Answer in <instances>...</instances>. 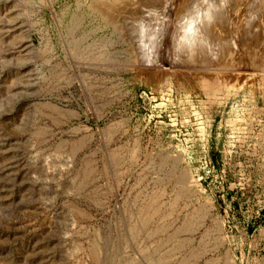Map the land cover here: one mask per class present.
<instances>
[{
  "label": "rangeland",
  "instance_id": "374dc122",
  "mask_svg": "<svg viewBox=\"0 0 264 264\" xmlns=\"http://www.w3.org/2000/svg\"><path fill=\"white\" fill-rule=\"evenodd\" d=\"M137 1L0 0V264H264V0L190 58L204 0Z\"/></svg>",
  "mask_w": 264,
  "mask_h": 264
},
{
  "label": "bare ground",
  "instance_id": "6f19581e",
  "mask_svg": "<svg viewBox=\"0 0 264 264\" xmlns=\"http://www.w3.org/2000/svg\"><path fill=\"white\" fill-rule=\"evenodd\" d=\"M139 1H143V0H138L137 2L138 3H140ZM145 2V5L146 4H148V6L149 7H147V5L145 6V7H147L146 9L148 10L149 8H150V4H155L156 5V1L157 0H144ZM186 1H188V0H186ZM193 2H194V0H192ZM191 1V2H192ZM196 1V0H195ZM198 1V0H197ZM201 1V0H200ZM245 0H204V2L206 3V5L202 8V6H203V2L202 3H200V6L201 7H196V5H195V7L196 8H198L199 9V14H200V21H197L198 23H196L195 22V20H193V17L195 16V15H193V14H195L198 10H194V7H193V11L195 12V13H190V14H192V18H190V14H189V18L190 19H192L190 22H189V20H188V22H189V24L188 25H186V26H184V27H182V28H184V30H181L182 32V34H183V32L184 31H188V33L190 34L189 35V37H190V39H189V37H188V39H189V41L187 42L186 40H183V38L180 36H178V38L176 37V35H177V33H175V37L177 38L176 40H178V39H182L181 41L182 42H179L180 44L179 45H177V52L179 51V52H185L186 53V57L188 58H190L191 56H192V53L194 52L193 50H195L196 51V49L198 50V52L200 53V49H201V51H202V49H204V50H208V49H210V47L212 46H214V48H217L218 47V45L217 44H219L220 45V39H219V41H218V43H217V40L215 39V37L213 36V37H211V39H208L209 38V36H208V38L207 37H203V36H206V35H208V34H210V33H212L211 31H212V29L210 30V28H212L213 27V29H215L214 28V24H216V25H219V26H215V27H221V25H222V23H223V27H224V22L223 21H225V19L222 21V19L223 18H225V16H226V13H227V11L230 9L231 11H234V10H236V7H237V4H242L243 2H244ZM253 1V4L256 6L257 4H259L260 3V1L261 0H252ZM263 1V0H262ZM158 2H160L159 0H158ZM164 2V1H163ZM251 2V1H250ZM162 3V2H161ZM249 3V2H248ZM262 3H264V2H262ZM143 4V3H142ZM159 4V3H158ZM140 5V4H139ZM189 5H192V4H189ZM199 5V4H198ZM197 5V6H198ZM247 5V4H246ZM262 5V9H263V7H264V4H261ZM143 6V7H144ZM162 6H164V5H162ZM194 6V5H193ZM145 7L143 8L144 10H145ZM152 7H154L153 5H152ZM156 7V6H155ZM187 7H188V5H187ZM240 7V6H239ZM252 8H254L253 6H251ZM250 7V8H251ZM258 7V6H257ZM261 7V6H260ZM135 9L137 8V7H134ZM142 8V7H141ZM163 8V7H162ZM245 8V7H244ZM140 9V8H139ZM151 9V8H150ZM149 9V10H150ZM169 9V8H168ZM185 9V8H184ZM190 9V8H189ZM254 9H256V8H254ZM261 9V8H260ZM261 9V10H262ZM142 10V9H141ZM147 10H146V12H147ZM152 10V9H151ZM155 10H156V8H155ZM164 10V9H163ZM167 10V9H166ZM157 11V10H156ZM186 11V10H185ZM184 11V12H185ZM238 11V10H237ZM252 11V10H251ZM254 11V10H253ZM129 12V11H128ZM136 12V11H135ZM139 12V11H138ZM148 12H150V11H148ZM148 12H147V14H148ZM163 12V11H162ZM186 12H188L189 13V11H186ZM191 12V11H190ZM259 12V11H258ZM133 13H134V11H133ZM182 13V12H181ZM187 13V14H188ZM229 13H230V11H229ZM234 13V12H233ZM246 13V12H245ZM184 14V13H183ZM171 15V14H170ZM196 15H197V13H196ZM225 15V16H224ZM253 15V14H252ZM252 15L250 16V17H252ZM177 16H178V14H177ZM182 16V15H181ZM187 16H185V18H187ZM161 17V16H160ZM148 18V17H147ZM152 18V17H151ZM150 18V19H151ZM196 18V17H195ZM194 18V19H195ZM155 19H158L157 17L155 18ZM130 20V19H129ZM177 20V19H176ZM186 20V19H185ZM196 20H198L197 18H196ZM228 20V19H227ZM248 20V19H247ZM253 20V19H252ZM155 22H156V20H154ZM154 21H153V23H154ZM160 21V20H159ZM192 21H193V23H195V24H193L192 23ZM185 22V21H184ZM124 23V22H123ZM158 22H156V24H157ZM185 23H187V22H185ZM184 23V24H185ZM226 23V22H225ZM230 23V22H229ZM249 24H250V22H248ZM119 24V23H118ZM213 24V25H212ZM113 25V24H112ZM132 25V24H131ZM136 25V24H135ZM153 25V24H152ZM158 25V24H157ZM156 25V26H157ZM226 25V24H225ZM228 25V24H227ZM246 25V24H245ZM121 26H122V24H121ZM148 26H149V24H148ZM159 26H161L162 27V25H161V22H160V25ZM116 27V26H115ZM133 27V26H132ZM130 28V29H135V28ZM180 27V26H179ZM193 28V30H194V28H195V31H196V29H198L197 31H196V33H195V31H191V30H189L190 28ZM261 27V26H260ZM147 28V27H146ZM146 28H144L143 30H145ZM149 29H151L150 28V26L148 27ZM157 28H158V26H157ZM168 28V27H167ZM187 28V29H186ZM137 29V28H136ZM160 29V28H159ZM162 29V28H161ZM166 29V28H165ZM169 29V28H168ZM179 28H177V30H178ZM245 29V28H244ZM146 30H148V29H146ZM156 30V29H155ZM167 30V29H166ZM166 30L165 31H163V35H162V43H164L165 44V42L167 41V39L165 38L166 36H165V32H166ZM174 31V30H173ZM186 31V32H187ZM189 31H191L192 32V34H191V32H189ZM210 31V32H209ZM123 32V31H122ZM142 32V31H141ZM148 32L150 33V32H153V34H154V30L152 29V31H150V30H148ZM71 33H72V31H71ZM155 33H157V32H155ZM165 33V34H164ZM247 33V32H246ZM124 34V33H123ZM186 34V33H185ZM185 34H183L182 36H184ZM195 34V35H194ZM200 34H202V35H200ZM205 34V35H204ZM214 34V32L212 33V34H210V35H213ZM191 35L193 36L192 38H191ZM197 35V38L195 37ZM215 35V34H214ZM125 36V35H124ZM187 36H188V34H187ZM153 37H154V35H153ZM184 37H186V36H184ZM195 37V38H194ZM198 37H200V39L198 38ZM173 38H174V36H173ZM172 38V39H173ZM175 39V38H174ZM202 39V40H201ZM85 40V39H84ZM148 40V39H147ZM176 40H174V42L176 41ZM224 40V39H223ZM222 39H221V41H223ZM128 41V40H127ZM231 41V40H230ZM75 42V41H74ZM81 42V41H80ZM150 42V41H149ZM173 42V41H172ZM226 42V41H225ZM225 42L223 41V43H221V44H223L224 46H225ZM185 43H186V45H185ZM188 43V44H187ZM231 43V42H230ZM233 43V42H232ZM73 45V44H72ZM137 45V44H136ZM135 45V46H136ZM173 46H176L175 45V43L174 44H172ZM216 46V47H215ZM221 46V45H220ZM228 46H230V45H228ZM76 47V46H75ZM80 47V46H79ZM179 47V48H178ZM224 48V47H223ZM222 48V49H223ZM75 49V48H74ZM213 49V48H212ZM218 49V48H217ZM225 49V48H224ZM78 50V49H77ZM175 50V51H176ZM211 50V49H210ZM176 52V53H177ZM203 53H204V51H202ZM74 53H75V51H74ZM78 53V52H77ZM175 53V54H176ZM185 53H183L182 55H185ZM215 53V52H214ZM220 53V52H219ZM179 53H177V55H178ZM181 54V53H180ZM179 54V55H180ZM78 55H79V53H78ZM174 55V54H173ZM177 57V56H176ZM175 57V58H176ZM181 58L183 57V56H180ZM179 58V57H178ZM172 59H174V58H172ZM174 60H176V59H174ZM142 61V60H141ZM145 61V60H144ZM175 62V61H174ZM178 67V66H177ZM117 159V158H116ZM114 163H117L116 161H115V159H113V156H112V164H114ZM89 169V168H88ZM91 170V169H90ZM84 171V170H83ZM90 171H88L87 173H86V175H88V173H89ZM81 182V181H80ZM80 182H79V184H80ZM149 203V202H148ZM150 207H151V205H149ZM151 208H154V207H151ZM143 210H145V209H143ZM143 210L141 211V212H139L138 214L140 215V214H142V212H143ZM154 210V209H153ZM146 211H148V210H146ZM146 211H144V212H146ZM152 211V210H151ZM150 211V212H151ZM152 215V214H151ZM150 216V214L147 216H142L141 218H136L135 220H137L136 222H133L134 224H128V228H127V230H128V236L127 237H129V240L131 239V240H133V241H138L139 242V238L141 237V236H144L148 241H149V239L150 238H152L154 235V233L156 232L155 231V229H158V228H154V233H152V235H150V234H148L149 233V231L148 230H146L147 229V227H148V225H149V223L151 222V220H152V218L150 217V218H148ZM84 218V217H83ZM150 227V226H149ZM160 227V226H159ZM164 227V226H163ZM160 229H161V227L159 228V230H157V231H159L160 232ZM164 229V228H163ZM151 232V231H150ZM160 234V233H159ZM146 235V236H145ZM155 236H156V234H155ZM167 238V236L165 237V238H163V239H161V240H159V241H157V242H155L154 243V245L153 246H150L149 247V245L147 246V245H145V246H140L139 248H138V252H139V255H140V257L139 258H141L146 264H167V259H168V257H169V254H168V252H163V253H160V246H161V244H163V242L165 241V239ZM109 239V238H108ZM158 239V238H157ZM146 240V241H147ZM85 241V240H84ZM137 242V243H138ZM168 242V241H167ZM134 243V242H133ZM90 244V243H89ZM137 245V244H136ZM183 245V244H182ZM100 247V246H99ZM99 247H96L95 245H93L92 246V248H91V250H90V253H89V255H88V257H90V260L93 262L92 264H101V263H104V262H109V258H104V254L101 256V252H100V249H99ZM124 247V246H123ZM162 247V246H161ZM125 249V248H124ZM121 254V253H120ZM124 254V253H123ZM106 255V254H105ZM125 255V254H124ZM138 255V256H139ZM137 256V257H138ZM183 259V258H182ZM134 260V259H133ZM128 261V260H127ZM167 261V262H166ZM138 262V261H137ZM136 261L135 262H132V260H130V261H128L127 263L125 262V264H138ZM182 262V261H181ZM186 262V261H185ZM114 263V262H113ZM113 263H110V264H113ZM170 263V262H169ZM187 263V262H186ZM119 264V263H118Z\"/></svg>",
  "mask_w": 264,
  "mask_h": 264
}]
</instances>
